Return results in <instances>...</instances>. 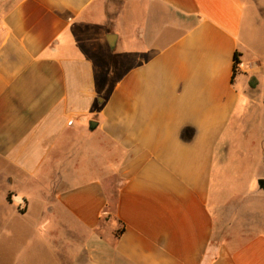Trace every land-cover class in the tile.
Returning <instances> with one entry per match:
<instances>
[{"label": "crops", "instance_id": "obj_1", "mask_svg": "<svg viewBox=\"0 0 264 264\" xmlns=\"http://www.w3.org/2000/svg\"><path fill=\"white\" fill-rule=\"evenodd\" d=\"M12 1L0 264H264V0Z\"/></svg>", "mask_w": 264, "mask_h": 264}, {"label": "rangeland", "instance_id": "obj_2", "mask_svg": "<svg viewBox=\"0 0 264 264\" xmlns=\"http://www.w3.org/2000/svg\"><path fill=\"white\" fill-rule=\"evenodd\" d=\"M14 1L9 0H0V15L3 11H5L10 5H12ZM119 5V0H109L108 1V10L112 11ZM172 34H166L165 38L167 39ZM56 214V213H55Z\"/></svg>", "mask_w": 264, "mask_h": 264}, {"label": "water", "instance_id": "obj_3", "mask_svg": "<svg viewBox=\"0 0 264 264\" xmlns=\"http://www.w3.org/2000/svg\"><path fill=\"white\" fill-rule=\"evenodd\" d=\"M115 38H116V34H108L107 35V41H108V44L110 46V48H113L114 45H115ZM92 123L96 124V121H90L89 124L90 126L92 125Z\"/></svg>", "mask_w": 264, "mask_h": 264}, {"label": "trees", "instance_id": "obj_4", "mask_svg": "<svg viewBox=\"0 0 264 264\" xmlns=\"http://www.w3.org/2000/svg\"><path fill=\"white\" fill-rule=\"evenodd\" d=\"M233 60H234V62H233V74H235V72H236V66L239 63L238 52H235L234 53Z\"/></svg>", "mask_w": 264, "mask_h": 264}]
</instances>
